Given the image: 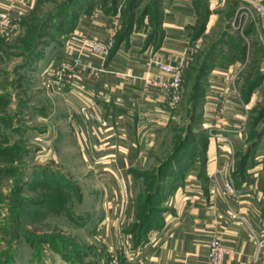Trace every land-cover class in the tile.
Returning <instances> with one entry per match:
<instances>
[{"label":"crops","instance_id":"obj_1","mask_svg":"<svg viewBox=\"0 0 264 264\" xmlns=\"http://www.w3.org/2000/svg\"><path fill=\"white\" fill-rule=\"evenodd\" d=\"M7 1L0 0V11L4 10ZM92 1V8L82 6L77 9L74 29L68 36L70 38L57 45L59 48L65 46L70 58L79 37L104 39L111 30L112 19H116L119 28L120 25L123 28L122 0L102 3ZM242 2L159 0V29L148 40L152 22L147 15L140 20L136 18V11L141 7V1H138L134 5V17L128 35L118 42L102 65L96 56L86 58L88 67L79 69L74 79L62 87L47 84L40 86L44 82L42 79L45 72L48 75L49 70H52L50 57L56 49L30 68L33 78L29 83L32 85L34 80L39 84V94L52 93L51 96L60 93L67 109L66 121L74 129H83V134L86 132L84 139L88 143L97 145L104 138L113 139L111 144H117H113L110 151H115L119 160L116 165H109L99 174L107 180L113 179L107 183L112 188V195L102 201L101 215L96 216L95 224H100V231L108 240L122 237V243L116 241L114 248L123 254L124 264H207V241L213 237H218L230 248L231 252L226 256L224 264H264L262 163L260 160L252 163L249 159L244 174L236 176V173L233 179L228 175L232 165L229 158L231 151L225 145H207L204 176L199 171L190 170L181 180H165L166 192L162 202L164 210L161 212L163 222L158 228L150 229L138 241L132 237L130 229L135 219L131 204L134 185L130 170L157 154L163 145L169 119L174 114L164 92L147 84L142 78L148 67L150 75L155 74L153 60L174 62L186 55L188 61L189 46L198 44L202 38L194 35L202 10L207 12L202 32L205 33L213 25H221L224 30L229 28L234 12ZM227 34L223 36L226 42L229 37ZM230 51L229 44H225L219 52L220 57L213 59V65L203 80L199 118L203 125L209 126L213 122L212 115L217 104L215 92L222 88L228 89L231 82V72L237 64L228 63L225 66L220 61ZM32 87L29 89L32 90ZM31 90L24 93H36ZM48 107L49 111L46 112ZM48 107L41 105L39 110L45 115L55 111L50 105ZM80 111L84 116L79 114ZM90 113L98 114L99 119L105 122L103 128L96 126L88 117ZM104 145H98L97 149L104 150ZM217 170L220 175L214 174ZM225 181L236 184L233 192L221 191ZM105 244L106 248L111 245L107 242ZM100 260L97 259L95 264H103Z\"/></svg>","mask_w":264,"mask_h":264},{"label":"rangeland","instance_id":"obj_2","mask_svg":"<svg viewBox=\"0 0 264 264\" xmlns=\"http://www.w3.org/2000/svg\"><path fill=\"white\" fill-rule=\"evenodd\" d=\"M65 1L34 0L28 11L18 19L16 30L3 40L6 46L0 53V264H93L97 259H101L103 264H112V260L124 264L123 254L114 248L117 243H122V237L108 240L100 231V224H95L96 216L101 215L102 201L112 195V188L107 183L113 179L107 180L99 174L109 165H116L118 155L110 148L117 144H111L113 139L104 138L97 145L88 143L84 139L86 132L83 134V129H74L66 121L67 109L60 93L51 96L52 93L39 94V84L34 80L32 85L29 83L33 78L31 71L24 73L26 60L35 50L41 48L45 56L56 49L50 57L52 70L48 75L43 73L44 82L40 84L51 86L47 81L52 78V71L63 59L70 58L68 49L57 45L70 38L68 36L72 31L67 32L65 23L58 25L59 18H55L52 27L44 25L46 17L55 14ZM139 1L141 9H137L136 15L142 14L145 5H148L150 7L145 15L148 18L153 16V0ZM127 2L121 1V10L127 8ZM242 3L248 4L247 0ZM204 12L202 10L195 31L203 22ZM240 20L237 29L231 27L232 20L229 28L224 30L221 25L210 26L208 31L198 34L202 37L198 44L189 46L190 57L183 69L182 92L178 102L169 103L174 114L169 119L163 145L141 166L132 167L136 174H130L134 185L131 204L147 196L152 180L148 175L153 174L155 168L170 155L191 126L190 135L203 130L208 144L224 145L222 140H217V133L230 136L234 147L229 156L232 165L228 175L233 179L239 160L246 152L251 155L249 159L252 163L260 160L264 173V43L258 34L261 19L251 8ZM248 27L252 28L251 32H246ZM121 30L120 25L113 35L114 39ZM229 32L235 38L227 37V40H238L240 45H245L244 60L239 61L229 54L222 56L220 61L225 66L246 61L240 95L237 97L231 93L232 82H229L228 89H218L215 92L217 104L212 115L213 122L205 126L195 120L196 115L201 114V105L195 113L192 111L191 93L196 69L212 41L220 38L221 33ZM261 72V81L248 95L250 82ZM31 87L32 90L29 89ZM28 90L36 93H24ZM225 95H228L226 103ZM41 105H50L55 111L45 115L39 110ZM245 105L247 111L242 119L233 115V112H244ZM222 106L223 112L220 111ZM88 117L96 126L103 128L98 114L90 113ZM239 130L240 135H237ZM100 144H105L106 148L97 149ZM141 172H145L146 176L137 177ZM240 175L237 172L236 176ZM226 182L222 184V192L227 191ZM230 185L236 187L234 182ZM106 242L111 243L109 248H106Z\"/></svg>","mask_w":264,"mask_h":264},{"label":"trees","instance_id":"obj_3","mask_svg":"<svg viewBox=\"0 0 264 264\" xmlns=\"http://www.w3.org/2000/svg\"><path fill=\"white\" fill-rule=\"evenodd\" d=\"M97 1L102 3V2H106L107 0H97ZM138 1L139 0H128L127 8L123 9V14H122L123 28L116 36L115 38L116 43L111 49V51H113L117 47L118 42L122 40V38L128 35L130 31V27L132 25V23L130 22L134 17V13H133V9L135 7L134 5H136ZM92 3H93L92 0H66L61 4V6L59 7L58 11L55 14H50L48 17H46L44 21V25H46V27H52L54 26L53 22H55L56 20L55 18H59L57 19L58 20L57 24L61 26L62 23H65L67 25V29H66L67 32H70L74 29V25H75L74 21L77 17L76 15L77 9H80L82 6L86 7L87 9H90L92 8L93 5ZM152 3L155 6V9H154V15L149 18L150 21L152 22V28L150 35L147 37L148 40H150V38H152L159 29V23H158L159 0H153ZM149 7L150 6L145 5L142 14L137 15L136 18L140 20L142 16L145 15ZM206 14L207 12L205 11L204 18L206 17ZM203 19H202L203 22L201 23V25H199V28L197 29L198 31H194L195 36L198 35L200 32H202V30L204 29L205 21ZM60 26H59L60 29L63 28ZM251 31H252L251 27H248L246 29V32H251ZM225 35H226L225 33L221 34L219 36L220 38L212 41V43L206 50L205 55L203 56L199 66H197L196 69L197 76L193 84V89L191 93L192 111L194 113L196 112V109H198L199 106L201 105L200 97L202 96L204 91L203 80L205 79L209 69L213 65L212 61L215 57H217L218 51L222 49V47L225 46V44H229L231 51L227 55L230 54L231 56H233V58L239 61L244 60L245 45H240L238 40H237L238 42L233 40L231 41L228 40V42H226L223 38V36ZM227 36H229L231 39L235 38L230 34H227ZM3 40L4 38H0V53L4 50V47L6 46ZM227 55L225 57H227ZM43 57L44 54L41 48L40 50H35L33 54H30V57L26 60V65L23 67L25 69L24 73L28 72L32 67V65L36 61L42 59ZM262 76H263L262 72L258 73L250 82L249 85L251 89L249 90L248 95L251 93L253 87L256 86V84L259 81H261ZM199 118H200V114L198 113L196 115L195 120L199 122L200 121ZM191 127H188L189 129L187 130L185 135L181 137L180 141L176 144L175 148L172 150L170 155L155 168V172L151 175H148L149 177L152 178V180L150 186L151 189L148 192L147 196H145V198L142 199L141 201L136 200L132 203L135 213V219L130 229L132 230V234H133L132 237H134L136 241H138L140 238L145 237L146 233L149 232L150 229L158 228L163 222V220H161L162 219L161 212L164 210L162 202L165 198V192H166L165 180L167 178H169L171 182L175 180H181V178H183L185 173L190 170L199 171V173H201V176H204L205 171L203 169V166L207 160V153L205 152L208 145L207 136L204 134L203 130L202 131L200 130L199 132L195 131L193 134L190 135V132H192ZM258 137H260V135H258ZM255 144H256V140L253 141V145ZM250 156L251 155L248 152H246V154L239 160L238 163L239 167L236 168L237 171L234 174H236L237 172L241 173V175L244 174L246 170L245 165L247 163V159H249ZM135 172L136 171H134V169L131 168L130 174L131 173L136 174ZM145 174H146L145 172L138 173L137 177L146 176ZM94 263H96V261Z\"/></svg>","mask_w":264,"mask_h":264},{"label":"built area","instance_id":"obj_4","mask_svg":"<svg viewBox=\"0 0 264 264\" xmlns=\"http://www.w3.org/2000/svg\"><path fill=\"white\" fill-rule=\"evenodd\" d=\"M33 1L34 0L7 1L4 10L0 11V38H7L12 35L18 26V19L28 11V7ZM247 3L250 4L248 5L242 3L236 8L231 19V27L237 29L243 15L250 12V9L253 8L258 18L261 19V29L258 31V34L264 43V0H247ZM111 23V30L108 32L107 37L104 40L89 36L79 37L75 47L73 48L71 58L63 59L57 68L52 71V78L47 81L48 84L54 87H62L65 83L71 82L79 69L88 67L86 58H89L90 56H96L99 58L102 65L114 45L115 39L113 35L119 29V23H117L116 19H112ZM186 62V55H182L174 62L166 60H153L152 64L155 67V74L151 76L148 71V67L146 70L147 73L142 79L147 84L160 88L164 92L168 103L175 104L178 102L182 92L181 81ZM245 67L246 61L235 65L234 71L231 72L232 74L230 79L232 83L230 84L231 88L229 89L231 93L235 94L237 97L240 95V83L243 82ZM227 100L228 95H225L224 102L226 103ZM244 108V112H233V115L242 119L244 113L247 111L246 105ZM223 110L222 106L220 111L223 112ZM103 124H105V122H103ZM225 134L226 133H217V140H222L224 145L227 146V150L232 151L233 142L230 136ZM237 135H240V130L237 132ZM218 172L219 170H217L214 174L216 175ZM230 184L231 183L229 181L224 183L226 186L225 188L228 192H233L234 187ZM206 252L207 264H224L226 256L230 254L231 251L230 248L222 243L218 237H213L207 241ZM112 264L118 263H116L115 260H112Z\"/></svg>","mask_w":264,"mask_h":264}]
</instances>
